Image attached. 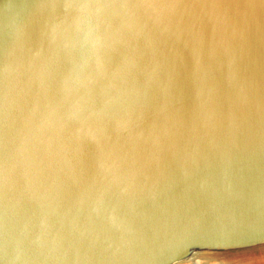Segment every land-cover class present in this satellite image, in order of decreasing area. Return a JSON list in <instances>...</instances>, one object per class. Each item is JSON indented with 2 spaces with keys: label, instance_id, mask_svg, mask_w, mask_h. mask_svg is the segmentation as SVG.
<instances>
[{
  "label": "water",
  "instance_id": "1",
  "mask_svg": "<svg viewBox=\"0 0 264 264\" xmlns=\"http://www.w3.org/2000/svg\"><path fill=\"white\" fill-rule=\"evenodd\" d=\"M264 253V0H0V264Z\"/></svg>",
  "mask_w": 264,
  "mask_h": 264
},
{
  "label": "rangeland",
  "instance_id": "2",
  "mask_svg": "<svg viewBox=\"0 0 264 264\" xmlns=\"http://www.w3.org/2000/svg\"><path fill=\"white\" fill-rule=\"evenodd\" d=\"M254 257H244L231 264H264V253L253 255Z\"/></svg>",
  "mask_w": 264,
  "mask_h": 264
}]
</instances>
